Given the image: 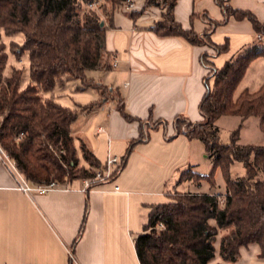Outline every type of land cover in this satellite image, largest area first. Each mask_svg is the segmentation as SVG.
Instances as JSON below:
<instances>
[{"label": "trees", "instance_id": "16d2710c", "mask_svg": "<svg viewBox=\"0 0 264 264\" xmlns=\"http://www.w3.org/2000/svg\"><path fill=\"white\" fill-rule=\"evenodd\" d=\"M127 1L0 0V147L14 160L28 183L42 185L95 178L101 163L83 139L73 136L71 127L79 113L89 114L106 101L115 103L126 121L138 122L140 127L138 138L128 142L108 181L124 169L135 146L148 141L151 130L167 125L165 121L143 122L131 117L118 89L103 86L87 76L91 71L113 69L114 57L106 50L105 34L113 28L116 7ZM215 3L223 19H207L208 28L200 34L184 30L175 22L174 0H146L144 4L143 10L153 6L164 11L149 28L151 32L159 37H178L197 47L206 46L208 41L217 56L228 51L229 43L225 40L217 45L211 34L230 18L250 22L259 38L219 69L211 61L212 56L200 55L199 63L209 69L203 78L205 92L198 104L202 120L191 122L176 116L171 123L173 135L167 140L183 135L200 141L212 159V171L208 177L188 171L182 180L197 179L198 183L206 178L214 188L213 173L220 169L225 190L176 194L172 204L154 208L143 232L134 241L140 264H212L216 257L223 263L234 264L241 259L240 250L250 245H257L258 258L264 259V146L238 145L239 130L232 133L228 144H222L215 126L222 116L239 117L241 124L257 117L264 133V86L256 92L245 89L234 97L249 65L264 58V24L249 11L233 9L229 0ZM140 13L131 11L129 17L134 20ZM16 34H22L23 41L11 42L9 52L17 62L24 56L28 60L29 80L24 86L22 68L12 67L5 74L9 52L2 37ZM72 81L80 82L75 91L94 89L105 97L78 106L77 111L65 107L54 92L64 90ZM235 162L243 166L244 175L232 179L230 167Z\"/></svg>", "mask_w": 264, "mask_h": 264}, {"label": "crops", "instance_id": "0c3cea01", "mask_svg": "<svg viewBox=\"0 0 264 264\" xmlns=\"http://www.w3.org/2000/svg\"><path fill=\"white\" fill-rule=\"evenodd\" d=\"M134 1V11L142 13L133 20L130 12L115 11L113 28L105 34L106 50L113 54L116 66L109 72L91 71L94 74L89 78L118 89L131 117L167 125L156 126L147 142L135 146L114 179L84 191L83 180H75L61 183L58 190L33 191L27 196L0 163V264H140L134 241L154 208L172 204L176 194L215 193L203 191L200 182L182 180L184 173L193 172L199 154L208 157L204 145L183 135L167 138L173 135L171 123L176 116L191 122L202 120L198 104L205 92L207 70L199 63L200 55L212 56L219 69L257 35L247 20L230 18L211 34L213 43H229L228 51L217 56L181 38L157 36L149 28L160 19L163 9L152 6L143 10L145 1ZM174 1V20L184 30L200 34L208 28L207 19H223L215 0ZM229 5L251 12L264 24V0H229ZM90 90L89 102L77 99L71 108L102 98L94 89L76 91L75 95ZM59 94L68 96L66 91ZM71 131L103 165L109 155L122 158L128 142L138 138L140 127L138 122L126 121L115 103L106 101L89 114L79 113ZM196 142L202 144L201 150ZM192 185L196 191H190ZM240 255L234 264H264V259L258 258L257 245L242 248ZM216 263L227 264L218 257L212 264Z\"/></svg>", "mask_w": 264, "mask_h": 264}, {"label": "rangeland", "instance_id": "374dc122", "mask_svg": "<svg viewBox=\"0 0 264 264\" xmlns=\"http://www.w3.org/2000/svg\"><path fill=\"white\" fill-rule=\"evenodd\" d=\"M122 7L123 5L116 7V11L125 12ZM262 40H264V38ZM2 41L7 47V52H9V46L11 42L22 43L23 36L22 34H16L10 37L3 36ZM205 44L206 46L204 47H206L209 50H212L209 46L208 41H206ZM212 52L214 54L213 50ZM114 62H113V67H114ZM12 67H18L24 70L22 84L23 86L26 85L29 80L28 60L26 56H24L20 62H17L9 52L8 65L5 71L6 75L9 74V71ZM208 72H209V69L207 70V73ZM87 74H88L87 76L90 77L94 73L88 72ZM79 84L80 82H77V81H72V82L67 83L65 89L62 91H66L68 96L64 94L61 95L59 94V91L61 90H56L54 93L57 97L58 102L61 103L63 106L69 107V108L72 107V102L76 101L77 99L83 100V103L89 102L90 96L92 94L91 90L78 94L77 96L75 95L76 93L75 87H77ZM210 85H212V79L210 81ZM262 86H264V58H259V59L254 60L249 65L248 69L245 72L243 79L241 80V82L239 83L236 89L234 97L236 98L240 94V92H242L245 89L249 90L250 92H256ZM101 96L105 97V95H101ZM74 110L77 111V109H74ZM259 124H260V121H259V118L257 117L249 118L241 124V120L239 117L222 116L216 121L215 126L218 129L219 139L222 144H228L230 142L232 133L235 132L236 130H239L238 141H237L238 145L240 146H247V145L264 146V133L260 130ZM195 144H198V146L200 147V150L201 148H203L201 143L196 142ZM199 155L196 159V164L195 165L193 164L194 166L192 168V171L196 174H202L205 177H208L212 171V159H210L209 157L203 158L204 155L203 156L202 155L199 156ZM119 164L120 162L117 164V166ZM105 169L106 167L104 166V163H103V165H101V168L97 170L96 172L102 173ZM111 174L109 178H107L106 181L110 179ZM230 175L232 179H237V178L242 177L244 175L243 166L240 163L235 162L230 167ZM213 180H214L215 187L212 188L214 190H210V186L207 182V179L206 178L201 179L200 183H202V190L205 192L214 191L215 193H223L225 190V182H224V178H223V175L220 169L214 170ZM96 182H100V181H96ZM193 182L196 183L197 179H195V181ZM189 189L190 191H196V187H194L193 185L190 186ZM173 198H174V195H173Z\"/></svg>", "mask_w": 264, "mask_h": 264}, {"label": "built area", "instance_id": "2783aa9c", "mask_svg": "<svg viewBox=\"0 0 264 264\" xmlns=\"http://www.w3.org/2000/svg\"><path fill=\"white\" fill-rule=\"evenodd\" d=\"M146 1V0H144ZM123 10L125 12H131L136 9V4L133 0H128L124 5H123ZM259 38V36H257ZM116 66V63L114 62V67ZM99 132L101 130H98ZM120 162V160L116 157L113 156H108L104 166L106 169L100 173L96 172V176L92 180H83V191L90 189L92 186L91 184L100 181V182H107V178H109L110 174L112 171L117 167V164ZM0 163L6 168V170L9 172V174L13 177L17 189L24 193L27 196H31L33 191H37L40 194H45L50 191L58 190L61 187V183L57 181L50 182L48 184H42V185H36L35 187H32L30 183H28L18 172L16 168V164L13 159L9 158V156L5 153V151L0 147ZM202 177V176H200ZM114 191H118V187H114ZM159 228H163L162 224H159ZM68 255L69 258L71 259L72 262H74V257L71 253L70 250H68Z\"/></svg>", "mask_w": 264, "mask_h": 264}]
</instances>
